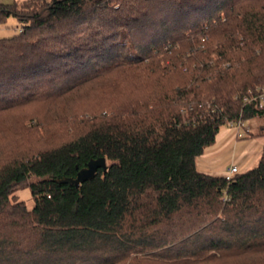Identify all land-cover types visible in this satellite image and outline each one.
Instances as JSON below:
<instances>
[{
    "label": "trees",
    "instance_id": "1",
    "mask_svg": "<svg viewBox=\"0 0 264 264\" xmlns=\"http://www.w3.org/2000/svg\"><path fill=\"white\" fill-rule=\"evenodd\" d=\"M10 18L0 264H264V147L231 180L196 164L222 127L264 116L243 100L264 88V0L0 4Z\"/></svg>",
    "mask_w": 264,
    "mask_h": 264
},
{
    "label": "crops",
    "instance_id": "2",
    "mask_svg": "<svg viewBox=\"0 0 264 264\" xmlns=\"http://www.w3.org/2000/svg\"><path fill=\"white\" fill-rule=\"evenodd\" d=\"M23 1L26 0H12V2ZM245 124L252 127L251 122ZM260 133H255L251 128L249 137L237 139L235 130L231 128L220 131L215 144L197 158L198 170L212 176H227L231 166H236L240 173L252 169L251 165L257 157L259 161L264 147V136H259Z\"/></svg>",
    "mask_w": 264,
    "mask_h": 264
},
{
    "label": "rangeland",
    "instance_id": "3",
    "mask_svg": "<svg viewBox=\"0 0 264 264\" xmlns=\"http://www.w3.org/2000/svg\"><path fill=\"white\" fill-rule=\"evenodd\" d=\"M10 3H12V0H0V4H10ZM18 30H19V22L15 18H10L7 20L5 24L0 25V37L13 36L14 34L18 33ZM249 122H251V125H252L251 128L255 133H260L264 131V116L262 118H256L254 120H251ZM228 128L230 127L228 126L222 127L221 132L224 130L225 131L228 130ZM231 129L234 131V128H231ZM258 158L259 157H257L253 165H251L252 166L251 168L255 167V164L258 161ZM106 164L108 165V161ZM32 180L35 181V179H32ZM16 195L20 200L26 203L28 208H32L34 206L33 197L27 185L18 189L16 192Z\"/></svg>",
    "mask_w": 264,
    "mask_h": 264
},
{
    "label": "built area",
    "instance_id": "4",
    "mask_svg": "<svg viewBox=\"0 0 264 264\" xmlns=\"http://www.w3.org/2000/svg\"><path fill=\"white\" fill-rule=\"evenodd\" d=\"M244 102L247 104H254L260 109H264V88L258 89L256 92H251L244 96ZM230 128H234L237 139H244L251 135V127L246 126L245 122L240 120L232 122L228 125ZM239 173V170L236 166H231L226 176L227 180H231L234 175Z\"/></svg>",
    "mask_w": 264,
    "mask_h": 264
},
{
    "label": "water",
    "instance_id": "5",
    "mask_svg": "<svg viewBox=\"0 0 264 264\" xmlns=\"http://www.w3.org/2000/svg\"><path fill=\"white\" fill-rule=\"evenodd\" d=\"M106 163V158L91 160L86 168L79 171L76 179L64 178L59 182L70 183L79 186L81 182L93 178L99 168H103L106 171L108 168V165Z\"/></svg>",
    "mask_w": 264,
    "mask_h": 264
}]
</instances>
